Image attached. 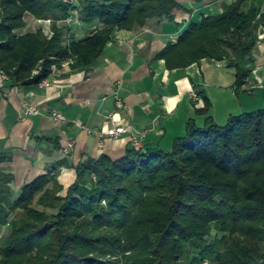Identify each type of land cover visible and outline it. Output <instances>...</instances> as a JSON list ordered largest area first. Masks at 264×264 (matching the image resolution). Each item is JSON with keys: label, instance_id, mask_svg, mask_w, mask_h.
<instances>
[{"label": "trees", "instance_id": "trees-1", "mask_svg": "<svg viewBox=\"0 0 264 264\" xmlns=\"http://www.w3.org/2000/svg\"><path fill=\"white\" fill-rule=\"evenodd\" d=\"M75 1L0 0V72L14 85L37 86L66 61L84 71L115 31L186 11L177 0ZM260 1L237 0L203 15L157 57L169 70L225 60L238 94L264 27ZM75 11L81 23L100 27L75 39L67 22ZM28 16L50 20L51 36L24 31ZM199 96L203 124L189 119L171 149L130 147L117 161L84 160L66 196L57 181L66 161L16 199L13 175L0 166V227L10 228L0 240V264H264V109L221 125L208 97ZM9 160L0 153V165Z\"/></svg>", "mask_w": 264, "mask_h": 264}, {"label": "crops", "instance_id": "crops-1", "mask_svg": "<svg viewBox=\"0 0 264 264\" xmlns=\"http://www.w3.org/2000/svg\"><path fill=\"white\" fill-rule=\"evenodd\" d=\"M260 2L247 0V6ZM182 4L186 11L174 10V21H149L135 30L115 31L102 55L86 70L73 71L64 64L54 68L46 79L48 87L14 85L0 72V153L10 157L0 166L13 175L14 199L24 186L57 163L69 164L57 177L63 188L60 195L66 196L84 160L106 156L117 161L124 157L131 147L130 132L118 138H101L96 133L115 125L146 130L144 151L158 146L171 149L173 140L184 136L189 119L203 124L204 117L196 115L204 106L199 94L209 98L210 115L221 125L232 115L264 109L263 28L254 49L255 61L247 65L251 74L238 94L233 89L235 71L225 60H202L185 69L169 70L157 57L168 44H176L191 23L223 11L219 2L199 6L189 0ZM26 22L24 31L42 28L51 36L49 21L28 16ZM67 22L75 39H83L100 27L81 23L75 14ZM117 84L124 103L121 110L112 97ZM191 92L197 94V100L191 98ZM26 105L38 113L27 115ZM53 112L62 114L66 121L55 120ZM108 114L112 119L106 118ZM70 142L72 152L66 157L64 150Z\"/></svg>", "mask_w": 264, "mask_h": 264}, {"label": "built area", "instance_id": "built-area-1", "mask_svg": "<svg viewBox=\"0 0 264 264\" xmlns=\"http://www.w3.org/2000/svg\"><path fill=\"white\" fill-rule=\"evenodd\" d=\"M263 29H264V27H263ZM65 65H68V63H66ZM38 86H41V87L46 86V87H48L49 83L46 80H43L41 83L38 84ZM119 88H120V85L117 84L115 90L112 93V97L114 99L115 107L118 110H121L124 107V103H123V100H122L121 95L119 93ZM191 98L197 100L198 96H197L196 93L191 92ZM25 113L27 115H33V114H37L38 110L35 107H33V106L26 105ZM52 116H53V118L55 120H57L59 122H65L66 121V118L62 114H60L58 112H53ZM112 117H113L112 114H108L106 116V118L108 120L112 119ZM128 132L131 133V147L134 150H136V151L143 150V142H144L145 137L147 135V131L146 130L137 131L130 125H127V126L115 125L113 127H110L108 129H105L103 131L96 132V133L101 138L102 137L118 138V137H120V136H122V135H124L125 133H128ZM72 145L73 144L70 142L68 144L67 148L64 150V154H65L66 157H69L71 155Z\"/></svg>", "mask_w": 264, "mask_h": 264}, {"label": "rangeland", "instance_id": "rangeland-1", "mask_svg": "<svg viewBox=\"0 0 264 264\" xmlns=\"http://www.w3.org/2000/svg\"><path fill=\"white\" fill-rule=\"evenodd\" d=\"M71 1H75V0H71ZM178 1V3L179 4H181L182 6H184L182 3L183 2H185V1H189V0H177ZM195 1V4L196 5H210V4H212L213 2H219V4H220V8H221V10H223L224 9V7L226 6V5H229V4H231V3H233V2H235V1H237V0H194ZM182 2V3H181ZM202 2V4H200V3ZM209 2H211L210 4H209ZM262 3H264V1H262ZM75 5H79V1H75ZM209 10H211V9H209ZM75 15H76V19H78L79 20V18H78V12L77 11H75V12H73ZM206 13H208L209 14V11L208 10H206ZM198 17V19H199V13L197 14V16H196V18ZM198 19H196V20H198ZM46 21H49L50 22V20H46ZM67 38H69V36H67ZM65 41L67 42V39H65ZM66 63H68V66L70 67V65H69V62L68 61H66V62H64L63 64L65 65ZM62 64V65H63ZM61 66V65H60ZM67 66V65H66ZM208 91H209V87H208ZM209 99V98H208ZM210 101V100H209ZM211 103V102H210ZM211 109L212 108H210V112H211ZM10 231V228L8 227V226H3V227H0V240L3 238V237H6V236H8V232ZM213 234H214V232H213Z\"/></svg>", "mask_w": 264, "mask_h": 264}, {"label": "bare ground", "instance_id": "bare-ground-1", "mask_svg": "<svg viewBox=\"0 0 264 264\" xmlns=\"http://www.w3.org/2000/svg\"><path fill=\"white\" fill-rule=\"evenodd\" d=\"M196 19H198V17Z\"/></svg>", "mask_w": 264, "mask_h": 264}]
</instances>
